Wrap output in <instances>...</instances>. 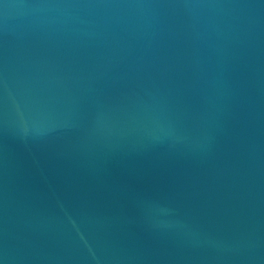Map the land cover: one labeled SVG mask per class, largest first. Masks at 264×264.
<instances>
[{
    "label": "water",
    "instance_id": "obj_1",
    "mask_svg": "<svg viewBox=\"0 0 264 264\" xmlns=\"http://www.w3.org/2000/svg\"><path fill=\"white\" fill-rule=\"evenodd\" d=\"M0 264H264V0H0Z\"/></svg>",
    "mask_w": 264,
    "mask_h": 264
}]
</instances>
